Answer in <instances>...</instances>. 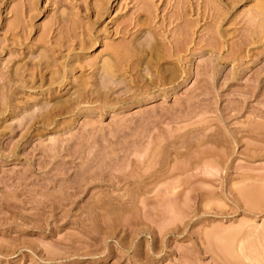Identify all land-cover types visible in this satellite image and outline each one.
Segmentation results:
<instances>
[{
    "label": "rangeland",
    "instance_id": "374dc122",
    "mask_svg": "<svg viewBox=\"0 0 264 264\" xmlns=\"http://www.w3.org/2000/svg\"><path fill=\"white\" fill-rule=\"evenodd\" d=\"M230 1L0 0V264H264V0Z\"/></svg>",
    "mask_w": 264,
    "mask_h": 264
},
{
    "label": "bare ground",
    "instance_id": "6f19581e",
    "mask_svg": "<svg viewBox=\"0 0 264 264\" xmlns=\"http://www.w3.org/2000/svg\"><path fill=\"white\" fill-rule=\"evenodd\" d=\"M185 1H186V0H185ZM204 1H205V0H204ZM207 1H208V3H209V1H211V0H207ZM216 1H217V0H216ZM224 1H225V0H224ZM227 1H230V0H227ZM236 1H238V0H236ZM213 2H214V1H213ZM208 3H207V4H208ZM211 3H212V2H210V5H211ZM215 3H216V2H215ZM218 3H220V2H218ZM218 3L216 4L217 6H218ZM230 3H231V1H230ZM233 3H235V2H233ZM262 3H263V1H262ZM184 5H185V4H184ZM212 7H213V6H211V8H212ZM220 7H221V6H220ZM220 7H217V9L220 8ZM103 8H104V7H103ZM209 8H210V7H209ZM214 8H215V6H214ZM257 8H258V11H257ZM257 8H256V12H258V13H257L256 15L259 16V17L262 19V20L259 19L260 24H261L262 22H264V21H263V20H264V3H263L262 5H261V3H260V5H259ZM194 9H195V8H194ZM217 9H215V10H217ZM222 9H223V8H222ZM188 10H189V9H188ZM197 10H198V8H197ZM205 10H206V9H205ZM218 10H219V9H218ZM218 10H217V11H218ZM220 10H221V9H220ZM181 11H182V10H181ZM222 11H223V10H222ZM222 11H221V12H222ZM175 12H176V11H175ZM184 12H185V13H183V12H182V13H183L184 15H186V13H187L188 11H187V12L184 11ZM206 12H207V10H206ZM215 12H216V11H214V13H215ZM221 12H220V13H221ZM177 13H178V12H177ZM182 13H181V14H182ZM208 13H209V12H208ZM214 13H213V14H214ZM217 13H218V12H217ZM173 14H174V13H173ZM183 14H182V15H183ZM178 15H180V14L178 13ZM220 15H221V14H220ZM173 16H174V15H173ZM183 17L185 18V16H183ZM183 17H182V19H184ZM178 18H179V17H178ZM178 18H177V19H178ZM256 18H257V17H256ZM215 19H217V21H218V18H215ZM215 19H214V21H215ZM219 19H221V18L219 17ZM212 20H213V19H212ZM183 21H184V20H183ZM185 24H186V23H185ZM212 24H213V23H212ZM263 25H264V23H263ZM183 26H184V25H183ZM218 26H219V25H218ZM260 26H262V24H261ZM185 28H186V26H185ZM262 29H263V28H262ZM262 29H260V30L262 31ZM183 30H184V29H183ZM182 33H183V32H182ZM260 33H261V32H260ZM262 35H264V34H263V31H262ZM262 35H261V36H262ZM91 36H93V35H91ZM91 36H90V37H91ZM259 38H260V37H259ZM91 39H92V37H91ZM91 39L89 38L90 41H91ZM260 39H261V38H260ZM84 41H85V40H84ZM92 42H93V41H92ZM92 42H91V43H92ZM91 43H90V44H91ZM93 43H94V42H93ZM82 44H83V43H82ZM90 44H89V45H90ZM117 50H118V49H117ZM117 50H116V51H117ZM112 51H113L112 55H115V54H114V51H115V50H112ZM116 51H115V53H116ZM118 53L120 54V51H118ZM118 53H116L117 55L114 56L115 58H117V57L119 58ZM121 53H122V52H121ZM124 53H125V52H123V54H124ZM174 53H175V52H174ZM43 55H44V54H43ZM126 56H129V55L127 54ZM126 56H125V58H126ZM120 57H121V55H120ZM109 58H110V57H109ZM118 58H117V59H118ZM105 59H106V58H105ZM107 59H108V58H107ZM130 59H131V58H130ZM112 60H113V59H112ZM120 60L123 61V57H122V58H119V61L115 59V62H114V61H113V62L116 64L117 62H120ZM125 60H126V59H125ZM103 61H104V62H103V64L101 65L102 68H100V69H102V71L106 74V76L108 75V76L112 77V76L115 74V70H116V66H115V64H114L111 60H103ZM116 61H117V62H116ZM45 62H46V61H45ZM125 63H126V62H125ZM145 63H146V62H145ZM117 64H118V63H117ZM119 64H120V63H119ZM139 64H140V63H139ZM63 65H64V64H63ZM123 65H124V64H123ZM123 65H122V66H123ZM165 66H166V65H165ZM54 67H55V66L53 65V68H54ZM125 67H127V66H125ZM159 67H160V66H159ZM64 68H65V67H64ZM120 68H121V67H120ZM161 68H162V67H161ZM132 69H133V68H132ZM54 70H55V68H54ZM56 70H57V68H56ZM125 70H126V69H125ZM125 70H123V71H125ZM133 70H134V69H133ZM100 71H101V70H100ZM15 73H16V72H15ZM51 73H52V72H51ZM63 73H64V72H63ZM146 73H147V72H146ZM138 74H139V73H138ZM53 75H54V74H53ZM59 75H60V74H59ZM62 75H63V74H62ZM64 75H66V73H65ZM64 75H63V76H60V78L62 77V79H63V78H64ZM103 75H104V74H103ZM147 75H149V74H147ZM10 78H11V77H10ZM19 78H20V76H19ZM60 78H59V79H60ZM161 78H162V77H161ZM51 79H53V78H51ZM62 79H61V80H62ZM110 79H111V78H110ZM53 80H54V79H53ZM55 80H57V78H55ZM55 80L52 81V84H53V82H55ZM61 80H59V83H61V82L63 81V80H62V81H61ZM16 81H17V80H16ZM22 81H23V80H22ZM60 81H61V82H60ZM70 81H71V80H70ZM57 82H58V81H57ZM109 82H110V81H109ZM88 83H89V82H88ZM88 83H87V84H88ZM93 83H94V82H93ZM106 83H107V81H106ZM112 83H113V81H112ZM52 84H51V85H52ZM61 84H62V83H61ZM102 85H103V84H102ZM103 86L106 87V86H108V85H107V84H106V85L104 84ZM74 89H75V88H74ZM80 89H81V88H80ZM93 89H94V88H93ZM76 90H77V89H76ZM96 97H97V96H96ZM99 98H100V96H99ZM61 101H62V100H61ZM7 102H8V101H7ZM10 102H11V101H10ZM70 102H71V101H70ZM81 103H82V102H81ZM43 107H44V106H43ZM45 107H46V106H45ZM13 109H14V108H13ZM49 110H50V109H49ZM49 115H50V114H49ZM52 115H53V114H52ZM36 116H37V115H36ZM54 116H55V115H54ZM47 119H48V118H47ZM48 121H50V120L48 119ZM52 121H53V120H52ZM32 126H34V125H32ZM175 185H176V184H175ZM251 190H252V189H251ZM257 191H258V190H257ZM252 193H253V192H252ZM256 193H257V192H256ZM249 195H250V194H249ZM256 195H258V194H256ZM261 197H262V195H261ZM251 200H252V199H251ZM259 200H260V199H259ZM259 200H258V201H259ZM256 205H257V204H256Z\"/></svg>",
    "mask_w": 264,
    "mask_h": 264
}]
</instances>
